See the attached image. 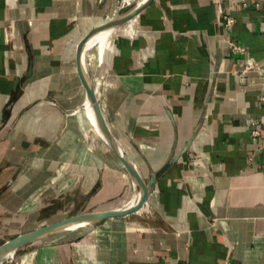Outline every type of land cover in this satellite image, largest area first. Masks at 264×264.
I'll list each match as a JSON object with an SVG mask.
<instances>
[{"label": "crops", "instance_id": "1", "mask_svg": "<svg viewBox=\"0 0 264 264\" xmlns=\"http://www.w3.org/2000/svg\"><path fill=\"white\" fill-rule=\"evenodd\" d=\"M117 1L0 0V237L45 207L35 178L79 188L92 155L134 191L104 141L81 143L83 116L65 107L79 103L78 45L120 14L109 13ZM118 29L87 52L111 131L145 177L190 148L140 211L40 244L30 264H264V130L252 137L264 121V0H154ZM96 166L86 175L103 186Z\"/></svg>", "mask_w": 264, "mask_h": 264}, {"label": "water", "instance_id": "2", "mask_svg": "<svg viewBox=\"0 0 264 264\" xmlns=\"http://www.w3.org/2000/svg\"><path fill=\"white\" fill-rule=\"evenodd\" d=\"M153 1L154 0H144L139 4L137 3L135 6L117 15L114 19L91 29L80 41L77 53L79 75L84 83L86 97L89 98L92 104L95 120L101 130V133L99 132V137L118 156L124 166L125 173L130 177L134 187L131 200L136 197V195H139V198L135 202H130V200L122 206L79 212L6 239L0 244V264L5 261L7 256H10L9 259L13 261L18 252L30 244L41 241V244L44 245L47 243L45 242L46 239L52 236L90 227L108 218L127 216L141 210L148 202L152 192L156 190L159 180L190 148L191 140L180 151H171L168 157L160 165L155 167L148 177H145L111 131L105 119L100 98L97 95L95 80L86 69L85 56L88 42L105 30L120 28L122 25L131 21Z\"/></svg>", "mask_w": 264, "mask_h": 264}, {"label": "rangeland", "instance_id": "3", "mask_svg": "<svg viewBox=\"0 0 264 264\" xmlns=\"http://www.w3.org/2000/svg\"><path fill=\"white\" fill-rule=\"evenodd\" d=\"M105 3L106 0L100 2V7L104 8ZM137 3L138 0H133L130 3H127L124 0H118L115 3V6L110 9L109 13H121L135 6ZM93 51L94 50H91V55H94ZM93 65L96 66L97 63ZM78 87L79 94L75 97V99H77L79 103L77 104L75 102H71L70 104H66L65 107L69 108L71 106H74V110L77 109L76 112L78 113V115L83 116V122L85 126L84 128L81 127L80 129L79 139L81 140V143H84V145H86L89 150H93L101 146L102 148H104L106 146H104L99 135L91 128L88 121L85 109L87 97L84 100L85 87L82 79L80 80ZM64 99H66V97ZM38 157L39 156L31 158V163L30 159L26 161V159L28 158L22 160V162L26 161V167H29L31 164V166H34L35 163H38ZM67 157H71V155H67ZM78 157L80 160L83 158L84 161L86 160V157H88V155H78ZM111 158L113 157L111 156ZM91 161L97 165V170L98 172H100L101 180L104 181L105 185L102 186V184L99 183L100 178L98 179L97 176L91 177L90 175H86L88 164L90 165ZM116 163L120 162L116 160ZM115 170V167L108 165V163L106 162H102V159L99 156L92 155L90 158H87L86 165H80L81 176L79 177V188L74 186V190H71L69 188L70 190L65 189L67 190V192L60 191V187L59 189H57L58 187H56L55 179L53 178V176H49V181L47 183H44V181H42L39 177L35 178L38 186L37 188H35V191H33L34 193H36V196L33 193V203H39L38 201L40 199L36 197H38L37 195L42 189L45 190V192L42 194V197H45V199L42 200V204L45 207L42 210H36V208H32V210H35V212L31 214V217L28 219L26 218L25 221H21L22 223L16 224L18 226L14 231L11 230L10 232L7 231V233H3V237H0V244L3 243L6 239L12 238L22 232H26L38 226L60 220L64 217H68L79 212L124 205L131 200L134 191L131 187L125 189L123 182H121V176H119L120 174ZM68 185L69 187L71 186L70 181H68ZM93 188L96 189L94 193L90 192ZM111 196L114 197L113 201H110L109 199ZM66 233L52 236L46 239L45 242L56 241L58 239H61L64 235H69ZM41 243L42 242L39 241L26 246L25 248L20 250V252H18L13 261H11L9 259L10 257H8L2 264H24V259L26 257H29L32 261L33 253L30 252Z\"/></svg>", "mask_w": 264, "mask_h": 264}, {"label": "bare ground", "instance_id": "4", "mask_svg": "<svg viewBox=\"0 0 264 264\" xmlns=\"http://www.w3.org/2000/svg\"><path fill=\"white\" fill-rule=\"evenodd\" d=\"M125 2L127 3H130L131 1L133 0H124ZM144 0H138V4L143 2ZM122 13V12H121ZM116 17V16H115ZM115 17H113L112 19H114ZM110 19V20H112ZM109 21V20H108ZM107 22V21H106ZM122 29V28H121ZM119 31V29H108V30H105L99 34H97L93 39H91L88 44H87V49H86V56H85V60H86V69L88 70V72L90 73L91 76H93V73H92V70H91V65H89L88 63V60H87V52L90 48V46L92 45V43L98 39H101V38H105L106 36H109V35H112L114 33H117ZM98 43V42H97ZM95 44V43H94ZM100 45V44H99ZM98 66V65H97ZM97 91V90H96ZM98 95V93H97ZM85 109H86V113H87V117H88V120L90 122V126L91 128L99 135V132L101 133V130L99 128V125L98 123L96 122L95 120V116H94V113H93V109H92V104L89 100V98L87 97V100H86V103H85ZM80 111V110H79ZM83 111V110H82ZM139 198V195H136V197H134L130 202H135L137 199ZM8 257L10 256H7L5 259H7ZM24 264H30V258L26 257L24 259Z\"/></svg>", "mask_w": 264, "mask_h": 264}, {"label": "built area", "instance_id": "5", "mask_svg": "<svg viewBox=\"0 0 264 264\" xmlns=\"http://www.w3.org/2000/svg\"><path fill=\"white\" fill-rule=\"evenodd\" d=\"M100 2H102L103 0H99ZM224 19H225V25L226 27H232L235 20L234 18L231 16V15H228V14H224L223 15ZM229 46H230V49L234 52V53H243L245 52V46L240 44V43H237L233 40H230L229 41ZM261 124L262 126V129H253L252 130V137H253V141L254 143H256L257 139L262 135V131L264 130V121H259V120H253L252 121V126H257Z\"/></svg>", "mask_w": 264, "mask_h": 264}]
</instances>
